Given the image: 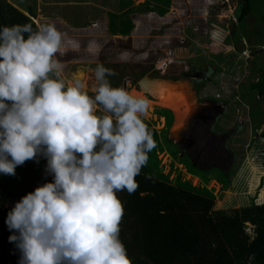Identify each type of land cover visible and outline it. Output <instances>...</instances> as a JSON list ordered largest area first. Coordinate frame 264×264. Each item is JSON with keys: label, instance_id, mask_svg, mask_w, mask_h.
Listing matches in <instances>:
<instances>
[{"label": "clouds", "instance_id": "1", "mask_svg": "<svg viewBox=\"0 0 264 264\" xmlns=\"http://www.w3.org/2000/svg\"><path fill=\"white\" fill-rule=\"evenodd\" d=\"M64 42L54 22L0 26V175L42 157L52 177L8 212L9 241L18 264H132L118 193L138 189L155 147L142 119L149 101L113 86L103 63L93 94L66 81ZM98 49L90 40L87 51Z\"/></svg>", "mask_w": 264, "mask_h": 264}, {"label": "rangeland", "instance_id": "2", "mask_svg": "<svg viewBox=\"0 0 264 264\" xmlns=\"http://www.w3.org/2000/svg\"><path fill=\"white\" fill-rule=\"evenodd\" d=\"M8 1L13 2L12 7L24 16L34 18V15H37L38 18L34 20L39 23L50 19L57 13L53 11L54 8L56 9L54 4L53 7H45L44 0ZM59 1L61 5L58 12L67 7L62 0L57 2ZM80 1L84 4L69 12L75 14L74 25L79 23L77 27H85L89 31L74 38V50H67L63 55L56 57L65 66V80L69 82L81 69H86L91 74L88 72L86 77L88 82L87 85L85 83L84 90L87 93H92L96 81L94 70L89 67L93 66L95 69L96 64L103 63L107 68L112 69L116 75L110 78L115 77L118 87H125L131 94L142 96L149 101V109L142 119L148 122V128L158 133L159 142L156 141L154 150L152 149L149 155V162L153 167L155 166V174L161 173L163 179L171 185L177 186L180 182L187 190L190 189L197 194L205 193V188L209 189L215 197L217 204L215 210H221L227 215H231L234 210L252 206L255 203L253 196H250V200L245 201L242 205L241 203L236 204L237 196L229 191L232 185L228 189H224L223 185L212 178L222 181L225 173L232 168L230 176L233 173V179H236L239 167L243 162L240 160L243 152L242 147H246L245 142L251 140V137L253 139L251 144L256 141L255 128L259 127L258 124H261V121L254 123V118L251 123V116H237L236 107H241L242 104L234 103V108L230 107V116H222L217 124L200 122L204 125L197 128L194 133L196 144L192 148L179 144L175 146L170 137L177 141L180 140L179 134L186 129L190 116L184 117L180 124L178 121L177 138L174 130L176 119L170 127L167 118L173 115L168 106H165L173 91L165 92L162 102L158 103L150 101L147 94L140 91L138 84L144 77L162 78L164 76L165 79H179L187 70L189 72L190 68L204 70L212 67L216 73L212 82L199 83L197 90L193 88L197 101H199L198 94L200 99H203L206 98V94L214 91L226 98L228 94L225 90L222 92L216 90L217 87L222 86L224 81L228 82L229 95L237 93V84H249L257 81L259 77L253 69V61L251 62L250 59L256 54V48L264 49L262 46L264 45V0H252L254 6L251 13L242 23H239L238 19L246 4L245 0H95L96 3ZM12 7L11 5L7 7L9 15ZM28 7L33 8L30 12L32 16L28 15ZM64 20L67 19L63 18ZM46 23H50V20ZM93 24L96 27L91 32L90 28ZM93 32L94 34H92ZM237 37L240 42L234 43L233 39ZM90 40H95L99 44L98 51L94 53L87 51ZM244 50L250 51V59L241 55ZM256 63L261 69H264V53L263 55L259 54ZM222 73L226 77H223ZM188 90L185 92L189 93L190 90ZM197 101L193 102L195 107L200 104ZM155 113L162 114L164 117ZM231 118L234 125L229 133L233 132L234 136L226 137L221 130ZM208 121L210 122V120ZM203 128L205 131H202ZM187 132L188 130L185 135ZM255 146H250L249 150ZM172 150L180 151L179 160L174 159L168 153ZM232 151L239 152L235 164L230 167L227 159L223 160L224 162L226 160L225 163H221V158H225L227 153ZM155 154L160 162L159 170L154 160ZM186 157L195 167L202 172L205 171L204 174L202 173L203 176L209 174V170L214 167L221 171L225 169V171L214 170L212 176L208 177V182H205L203 178L200 180L199 177L189 173L190 167L187 165ZM181 160L185 162L181 164ZM219 165L225 167L222 169ZM44 175L41 173L37 177L42 176L41 178L44 179ZM258 202L264 203L263 201ZM10 204L11 198L6 202L3 210L9 209ZM246 225L245 231L252 240L254 229L250 224Z\"/></svg>", "mask_w": 264, "mask_h": 264}, {"label": "trees", "instance_id": "3", "mask_svg": "<svg viewBox=\"0 0 264 264\" xmlns=\"http://www.w3.org/2000/svg\"><path fill=\"white\" fill-rule=\"evenodd\" d=\"M245 1L246 4L238 19L239 23L244 22L254 6L252 0ZM5 7H8L7 3L0 0V26L30 23L34 29L37 28L30 18L14 9L9 15ZM233 42L239 43V37L234 38ZM263 53L264 49L256 50V54L254 53L255 55L250 59L259 77L257 82L256 80L250 82V90L258 92L261 98L264 97V69H261L256 62L259 54L263 55ZM89 68L94 70L93 66ZM109 79L118 87L115 77ZM184 90L185 88L173 92L165 104L174 113L176 119L174 130L177 138L176 129L195 106L193 103L195 101H192L189 93ZM158 115L164 117L162 114ZM251 117L252 121L256 117L264 120V113L262 116H257L252 112ZM167 121L171 127L174 122L173 116H168ZM144 122L148 128V122L146 120ZM258 128H255V137L259 136ZM148 130L156 145V141L159 142L158 133L150 128ZM229 135L234 136L233 132ZM260 138L264 141V131ZM168 153L179 160V150ZM154 157L159 170L160 162L156 154ZM149 159L140 175L136 177L139 183L138 189L132 194L127 191L118 193L125 210L120 236L127 247L132 264H264V205L258 206L254 203L250 207L234 210L231 215H227L221 210H215L217 204L212 191L205 188V193L197 194L190 189L187 190L180 182L177 186L167 183L161 173L155 174V166L153 167ZM186 160L190 167L189 173L203 178L205 182H208V177L212 176L213 172L224 171L214 167L209 170V174L203 176L204 170L202 172L195 167L187 157ZM184 162L180 161L181 164ZM46 163L42 157L39 162L29 160L16 168L15 175H0V264H18L20 252L15 242L9 241L13 231L8 229L5 223L6 217L23 196L52 180L50 175H46ZM231 170L232 168L225 173L222 181L214 178L224 186V189L232 185ZM41 173L45 174L44 179L41 178L42 176L37 177ZM233 182L235 183V179ZM234 183L230 190H234ZM9 198H11L10 207L3 210ZM261 200L264 201V194ZM246 224L255 227L257 236L254 240H251V236L246 233Z\"/></svg>", "mask_w": 264, "mask_h": 264}, {"label": "crops", "instance_id": "4", "mask_svg": "<svg viewBox=\"0 0 264 264\" xmlns=\"http://www.w3.org/2000/svg\"><path fill=\"white\" fill-rule=\"evenodd\" d=\"M2 1L6 2L8 6L11 5V7H12L13 2L10 3L8 0H2ZM57 1L58 0L51 2L50 0H44L43 4L45 5V7H53V4H54V6L57 9L56 10L54 8V10H53V11L57 12L56 15H52V17L48 20H50V23L54 22L56 24V26L59 27V30L64 34V41H65L64 45L61 49V52L59 54H57V55H63L65 52H67V50H69V51L74 50L75 49V42L73 41L74 38L80 37V34H82L85 31H89V29L85 28V27H81V28L77 27L79 23H77V25H74L75 21H73V19L75 17V14L69 12L70 10L75 9V7H80V5L84 4L82 1H80V0H62V2L64 4H66L67 7H65L64 9H62V11H59V12H58V10L60 9L59 7H60L61 3H60V1L59 2H57ZM92 1H94L96 3L95 0H85V3H89V2L91 3ZM5 9L7 10V7H5ZM12 9L15 10L16 8L12 7ZM32 10H33L32 7L27 8L29 16H32V13H30ZM64 10H65V12H64ZM63 12H64V14H62ZM19 13L21 14V12H19ZM37 18H38L37 15H34V18H32L33 22L35 23V25H37V27L41 24H45L46 21H48V20H44V21H41L39 23V22L35 21ZM63 18H65L67 20L63 21ZM95 27H96V25H94V24L91 26V28H90L91 32H92V29ZM91 32H88V33H91ZM92 34H94V32ZM244 40L246 41V38H244ZM256 45H258V44H256ZM262 46H264V45H262ZM248 48L251 49L250 47H248ZM256 50H259V48H256ZM88 72H89V74H91L90 71H88L86 69H81L72 79H70L69 83H71L72 81H74L76 79H79L80 81H82L84 84L86 83V85H87L88 80L86 79V77L88 75ZM236 88H237V90H236L237 93H235V95L234 94L229 95V93H227L228 96L226 98H224L223 101H219V102H223L225 104L227 110L223 114L218 113V116H221V118H222V116H226V115L230 116V114H229L230 113L229 111L231 110L230 107L234 108V103L239 104V105L242 104L241 107H236V114H237V111L239 110V112H238L239 115H237V116H252V112H254L257 116H262V114L264 113V97L261 98L260 95L258 94V92H252L250 90L251 89L250 83L249 84H242V83L237 84ZM184 91H186V90H184ZM186 93H188V92H186ZM190 96H192V95H190ZM194 99L196 102V97ZM169 110H171V109H169ZM257 121H261V124H258L260 126L257 130L259 136H257L258 138L257 137L255 138L256 141L253 144H251V141L253 140L251 137V140H248L247 142H245L246 147L245 146L242 147L243 152H242L240 160L243 162L241 163V165L239 167V173H238V177H236V179H235V183L233 182V179H232V185L234 183V186H235L234 190H229L231 194L237 196L236 197V202H237L236 204L241 203V205H242L243 203H245V201L250 200L249 199L250 196L251 197L253 196L252 198H253V201L255 202L256 205H264V203L262 204V203L258 202V201H262L261 196L264 194V155H261L264 153V141H263V139L260 138L261 133L264 131V120L257 119V117H256L254 123H256ZM231 123H233V124H231ZM251 123H253L252 120H251ZM233 125H234V122H232V118H231L230 121L227 122V124L223 125V128H222L223 130H221L222 134L229 133V131H231V127H233ZM253 145H256L255 148H253L252 150H249V147L253 146ZM248 150H249V152H248ZM230 153H229V155H230ZM238 154H239L238 151L231 154L233 156V159H234L232 165H234L235 162L237 161ZM227 156H225V158L223 157V159H226ZM245 156H246V158H245ZM239 157H240V155H239ZM252 165H253V167H252ZM223 170L225 171V169H223ZM232 176H233V174H232ZM232 178H234V177H232ZM199 179L201 180V178H199ZM212 179H214V178H212Z\"/></svg>", "mask_w": 264, "mask_h": 264}, {"label": "flooded vegetation", "instance_id": "5", "mask_svg": "<svg viewBox=\"0 0 264 264\" xmlns=\"http://www.w3.org/2000/svg\"><path fill=\"white\" fill-rule=\"evenodd\" d=\"M191 70L188 72V70H187V72L183 75V76H181V77H179V79H173L174 81H177V80H180L181 78H184V77H186V78H189V79H191L192 81H193V84H194V89L195 90H197V85L199 84V83H202V82H206L207 81V79L208 80H212V78H210V74H213L214 73V70L212 69V67H209L208 69H204V70H196V69H194V67L193 68H190ZM216 73H214L213 75H212V77L215 75ZM150 78H155V77H150ZM137 81V80H136ZM189 81V80H188ZM138 82V81H137ZM183 82V81H182ZM188 83V82H187ZM140 89V88H139ZM190 93H194L193 92V89L192 90H190ZM147 97H148V99L150 100V101H153V99L150 97V96H148L147 95ZM193 99V98H192ZM209 101H216V100H214V99H206V100H201V102L202 103H206V102H209ZM196 107L194 106V108L193 109H195ZM193 109H192V111H193ZM218 113H219V109L217 108V107H215V105L214 104H211L210 102L207 104V105H205V104H203V110L201 111V117H200V119L198 120V123L196 124L195 122H193L194 124L188 129V132H187V134L185 135V138H184V141H183V144L182 145H184V147H191L192 148V146H194L195 144H196V136H195V132L197 131V128H200V127H202L204 124H201L200 122H204V123H207V124H211V122H213V120H212V117H214V116H217L218 115ZM155 114H157L158 115V113H155ZM220 117V116H219ZM218 117V118H219ZM221 118V117H220ZM208 120H210V122L208 121ZM218 120L219 119H217L216 121H214L213 122V124L212 125H215V124H217V122H218ZM211 125V126H212ZM202 131H205V129L203 128L202 129ZM189 134V135H188ZM187 136V137H186ZM225 136L227 137V136H229V133H227V134H225ZM195 138V139H194ZM227 161H228V164L231 166L232 164H233V161H234V159H233V156L231 155V153H230V155H229V153H227ZM230 158V159H229ZM221 160H222V162L221 163H225L226 162V160H225V162L223 161L224 159H222L221 158ZM230 161V162H229ZM218 166V165H217ZM219 167H225V166H222V165H219Z\"/></svg>", "mask_w": 264, "mask_h": 264}, {"label": "bare ground", "instance_id": "6", "mask_svg": "<svg viewBox=\"0 0 264 264\" xmlns=\"http://www.w3.org/2000/svg\"><path fill=\"white\" fill-rule=\"evenodd\" d=\"M143 84H144L143 89H140V91L145 92V94L153 98L154 102H158V103L162 102V98L165 96V92H169L170 90L176 92L177 90L184 88H186L185 89L186 91L188 89L189 90L193 89L192 84L188 80H184L182 82V81H168V80H156V79L152 80L150 78H147ZM189 94L192 95L191 96V98H193L192 101H195L194 99L195 94L190 92Z\"/></svg>", "mask_w": 264, "mask_h": 264}, {"label": "water", "instance_id": "7", "mask_svg": "<svg viewBox=\"0 0 264 264\" xmlns=\"http://www.w3.org/2000/svg\"><path fill=\"white\" fill-rule=\"evenodd\" d=\"M147 78H150V77H144L143 79H141L140 81H139V88L140 89H143V83L145 82V80L147 79ZM150 79H152V80H168V81H174V80H171V79H165V78H160V77H158V78H150ZM184 80H189V82L192 84V87L194 88V84H193V81L191 80V79H189V78H186V77H184V78H181L180 80H177V81H184ZM149 96V95H148ZM195 97H196V95H195ZM153 99V98H152ZM198 99H199V96H198ZM196 101H197V98H196ZM197 102H199L200 104H197V106H196V108L195 109H193V111H191V113L189 114V116H190V119L187 121V126H186V129H184V130H182L181 131V133L179 134V138H180V140H176L175 138H171L170 137V140H171V142L173 143V144H175V145H177V144H179V145H182V143H183V141H184V138H185V133H186V131L191 127V125H192V123L193 122H195L196 124L198 123V120L200 119V115H201V111L203 110V104H205V105H207L209 102L211 103V104H214L215 105V107H217L218 109H219V114H223L224 112H226V110H227V108H226V106H225V104H223L222 102H218V101H209V102H206V103H202L201 102V100H199V101H197ZM171 111V110H170ZM172 115H173V119H174V122H175V117H174V114H173V112H172ZM219 116L217 115V116H214V117H212V120H213V122L214 121H216L217 119H219L218 118ZM173 122V123H174ZM184 156V154H183V152H182V157Z\"/></svg>", "mask_w": 264, "mask_h": 264}, {"label": "built area", "instance_id": "8", "mask_svg": "<svg viewBox=\"0 0 264 264\" xmlns=\"http://www.w3.org/2000/svg\"><path fill=\"white\" fill-rule=\"evenodd\" d=\"M241 55H242L243 57H245V58L249 57V58H247V59H250V57H251V56H250V51L248 52V50H244V51L242 52ZM222 74H223V75H222L223 77H226V75H225L224 73H222ZM212 75H213V74H210V78L213 79V77H215V76L212 77ZM207 81L212 82V80H208V79H207ZM221 85H222V86L217 87L216 90H218L219 92H222V91L225 90L227 93H230V91H229V89H228V82H225V81H224ZM205 97H206V98H203V99H200V100L214 99V100H216V101H223L224 98H225V97H223L220 93H217L216 91L211 92V93H209V94H206ZM199 98H200V97H199ZM237 115H238V113H237ZM251 226H252V225H251ZM252 228L254 229V237H253L252 240H254V238L257 236V234L255 233V227L252 226Z\"/></svg>", "mask_w": 264, "mask_h": 264}]
</instances>
